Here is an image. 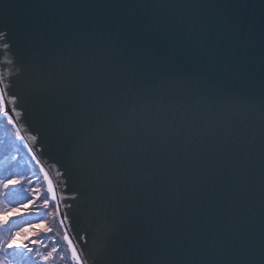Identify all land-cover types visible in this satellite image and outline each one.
<instances>
[{"label":"water","instance_id":"water-1","mask_svg":"<svg viewBox=\"0 0 264 264\" xmlns=\"http://www.w3.org/2000/svg\"><path fill=\"white\" fill-rule=\"evenodd\" d=\"M0 31L82 264H264V0H0Z\"/></svg>","mask_w":264,"mask_h":264},{"label":"trees","instance_id":"trees-1","mask_svg":"<svg viewBox=\"0 0 264 264\" xmlns=\"http://www.w3.org/2000/svg\"><path fill=\"white\" fill-rule=\"evenodd\" d=\"M3 109H0V184L8 179H17L20 184L9 190L0 187V204L5 214L11 215L5 218L9 222L7 225L0 224V228L5 230L1 244L20 233L13 245L15 264H76L72 256L75 248L60 218L55 196L51 199L47 195L45 207L43 197L46 191L41 183L42 177L39 186L37 176L40 174L46 178L48 175ZM28 176L36 177L30 185L26 181ZM21 242L34 251L29 253L23 248L16 249L15 244ZM52 247L57 248L54 258L43 261L40 255H48Z\"/></svg>","mask_w":264,"mask_h":264},{"label":"snow or ice","instance_id":"snow-or-ice-1","mask_svg":"<svg viewBox=\"0 0 264 264\" xmlns=\"http://www.w3.org/2000/svg\"><path fill=\"white\" fill-rule=\"evenodd\" d=\"M6 40V33L3 31H0V41ZM3 49H9L10 45L5 42L2 44ZM11 61H9L10 63ZM3 81V77H0V82ZM5 89L0 88V109H3L4 106V93ZM7 115V113H5ZM9 122L11 123V118H9ZM20 184V181L17 179H8L4 181L2 184H0V187H2L3 190H9L11 187H15L16 185ZM30 199V198H29ZM45 201V207H47V193H45L43 197ZM9 222L7 220H0V224L7 225ZM27 231V229H25ZM20 235V233H15L7 242H4L3 244H0V264H15V252L13 250V245L16 241V236ZM16 249L23 248L27 252L32 253L34 251L33 248L28 247L27 244H24L23 242L15 244ZM57 252L56 247H52L51 251L48 253V255H40V258L43 261H47L50 257H53V254ZM72 256L75 259L76 264H81V257L77 255V252L75 249L72 250ZM54 258V257H53Z\"/></svg>","mask_w":264,"mask_h":264},{"label":"rangeland","instance_id":"rangeland-1","mask_svg":"<svg viewBox=\"0 0 264 264\" xmlns=\"http://www.w3.org/2000/svg\"><path fill=\"white\" fill-rule=\"evenodd\" d=\"M4 107V106H3ZM3 113H4V109H3ZM2 113V114H3ZM6 115V114H5ZM7 116V115H6ZM47 176V175H46ZM29 177V176H28ZM41 177H42V185L44 187V190L46 191L45 193H47V195L49 197H51V199L54 197V190H53V186L51 184V181L49 179V177L47 176L46 178H43V176H41L40 174L37 176V181L39 183L40 186V182L41 181ZM36 177L35 176H30L29 178L26 179L27 183L29 184L31 182V180L34 181ZM34 183V182H33ZM30 185V184H29ZM55 198V197H54ZM4 205V204H3ZM1 208L0 210H2V204H0ZM11 215L5 214V209H3V211L0 212V220H5V218H9ZM5 238V230L0 228V244L3 241V239ZM0 259H2V257H0Z\"/></svg>","mask_w":264,"mask_h":264},{"label":"bare ground","instance_id":"bare-ground-1","mask_svg":"<svg viewBox=\"0 0 264 264\" xmlns=\"http://www.w3.org/2000/svg\"><path fill=\"white\" fill-rule=\"evenodd\" d=\"M59 211V210H58Z\"/></svg>","mask_w":264,"mask_h":264}]
</instances>
